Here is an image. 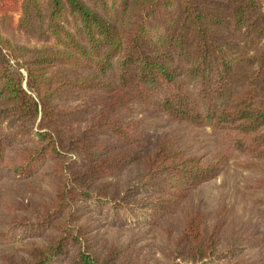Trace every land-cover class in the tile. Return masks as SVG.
<instances>
[{"label":"trees","instance_id":"obj_1","mask_svg":"<svg viewBox=\"0 0 264 264\" xmlns=\"http://www.w3.org/2000/svg\"><path fill=\"white\" fill-rule=\"evenodd\" d=\"M109 91L183 130H210L219 149L208 159L174 132L151 145L120 101L83 130L66 129L61 98ZM241 156L246 168L264 162V0H0V176L27 180L48 165L51 189L34 222L0 230L2 245L15 232L37 239L1 251L0 264H139L118 247L95 249L83 205L157 222ZM136 163L138 184L107 182ZM250 186L264 192V176ZM223 231L222 219L208 230L195 211L168 264H221Z\"/></svg>","mask_w":264,"mask_h":264},{"label":"rangeland","instance_id":"obj_2","mask_svg":"<svg viewBox=\"0 0 264 264\" xmlns=\"http://www.w3.org/2000/svg\"><path fill=\"white\" fill-rule=\"evenodd\" d=\"M14 17L17 23L19 15L14 14ZM17 37L22 44L37 46L35 41L27 42L22 34L18 33ZM71 94L73 95L57 102L62 114L61 120L69 132L86 128L92 117L99 114L107 102L120 101L121 113L127 121L143 122L144 132L151 145L174 132L185 137L187 149L199 147V153L205 154L208 159L219 149L218 136L213 135L210 130L198 133L183 130L179 125L168 121L157 109L129 100L121 92ZM248 159V156H241V166L232 159L216 179L192 191L176 214L157 222L148 223L145 220L135 223L137 217L130 215L127 220H115L110 216V211L85 203L81 216L90 226L95 249L118 247L139 264H168L173 258L176 262L175 240L181 236L188 217L199 211L205 218L208 230L220 223L221 219L224 221V231L218 247L222 254L214 259V263L224 264L238 260L241 263L264 264V248L261 245V238L264 236V192L256 191L250 186L257 178L264 176V162L253 160L250 161L252 167L246 168V163L243 162ZM47 166L27 180L11 178L6 174L0 176V230L6 231L12 226L9 223L13 220L34 222L35 218L30 213L51 196L49 183L41 177L42 170ZM141 174V167L136 163L107 182L122 187L129 184L134 186L140 182L138 178ZM13 236L14 243L11 245L0 243V252L18 249L26 242L37 240H24L19 232H15Z\"/></svg>","mask_w":264,"mask_h":264}]
</instances>
